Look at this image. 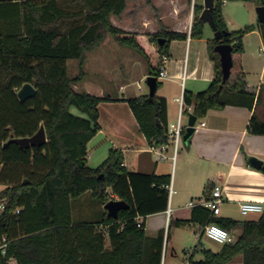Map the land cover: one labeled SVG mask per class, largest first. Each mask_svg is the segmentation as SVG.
Here are the masks:
<instances>
[{"label":"trees","instance_id":"trees-1","mask_svg":"<svg viewBox=\"0 0 264 264\" xmlns=\"http://www.w3.org/2000/svg\"><path fill=\"white\" fill-rule=\"evenodd\" d=\"M127 1L75 0V11H69L57 0H0V12L8 14L12 5H19L22 12V31L0 32V183L5 185L0 190V200H5L0 235L9 241L5 253H0V264L11 259L15 264H161L164 231L150 237L138 218L167 209L170 175L128 170L123 152L115 148L109 149L100 165L89 166L87 144L100 128L98 105L112 100L75 90L82 71L73 77L67 74V60L77 59L81 66L85 52L94 49L106 33L144 54L135 37L121 35L110 21L111 15L123 12ZM223 1L214 0L215 24L218 30L227 31L221 41L230 44L233 53H241L243 35L250 27L229 31L221 13ZM257 4L264 5V0ZM202 9L200 2L194 5L190 37H202ZM258 27L264 45V24L258 22ZM153 37L164 56L169 42L184 40L187 33L165 31ZM159 38L165 39L161 45ZM218 42L214 38L212 45ZM212 48L213 79L202 91L184 90L183 104L191 106L197 118L226 105L253 109L258 96L247 88L244 74L235 73L223 83ZM147 73L157 78L159 87L157 68L149 63ZM26 82L36 93L20 100L17 91ZM126 102L147 142L154 147L167 144L166 99L146 93ZM72 106L85 117L72 114ZM40 126L47 138L43 145H3L13 137L32 136ZM247 131L264 135V121L255 112ZM107 188L128 208L121 209L116 219L103 209L91 220L74 221L72 201L89 192L97 204L104 205L110 200ZM196 211L202 218L194 216ZM192 217L203 226L215 222L228 231L239 224L200 206L194 208ZM237 255L242 256V264H264V210L258 220L242 222V231L233 243L223 244L216 252L202 249V258H190V264H225Z\"/></svg>","mask_w":264,"mask_h":264},{"label":"crops","instance_id":"crops-1","mask_svg":"<svg viewBox=\"0 0 264 264\" xmlns=\"http://www.w3.org/2000/svg\"><path fill=\"white\" fill-rule=\"evenodd\" d=\"M201 4L203 5V0ZM223 5L224 2L222 3V16L227 29L232 31L224 16ZM12 6L13 10L8 14L0 12V32L22 31L21 8L19 5ZM193 17L194 15L190 16L191 24ZM111 19L114 26L127 30L126 26L117 25L113 17ZM186 19L189 20L187 14L185 21ZM239 29L235 27L233 30ZM169 31L187 33V38L171 40L168 44V54L164 56L159 52H154L155 48L149 42L147 34H135L148 55L152 54V57L157 55L156 59H151L152 66H156L158 62L157 70L160 72L162 68L166 73L164 77L158 76L160 86H157L155 94L166 99L167 125L176 121L181 99L182 112L186 110L191 113L192 111L191 106L183 104L184 90L202 91L208 87L215 75L214 59L211 57L214 37H190L189 30L181 27H173ZM250 35H254L258 51L257 53L251 51L246 55ZM217 58L219 60L218 54ZM232 58L233 67L230 76L242 72L247 88L258 96L253 109L236 105H226L222 109H209L204 117L197 118V121L202 122L203 125L194 129L189 142L183 140L180 145L178 142L176 152L169 138L167 144L154 147L139 131L126 100L141 94L135 95L130 90H126L127 83L120 85V94L115 97L94 93L86 86L84 87V91L90 94L99 97L109 96L112 100L102 101L98 105L100 128L87 144V162L92 156V151L97 150L98 147L104 148L102 153L104 156L108 154L110 148H115L123 152L124 166L128 170L154 171L156 174L170 175V185L175 192L171 195L168 193L167 209L138 218L144 223V230L148 236L155 237L161 230L164 231L161 264H190V258L193 260L202 258V249L213 252L220 250L223 244L207 237L203 233L204 226L192 219L195 207L208 209L204 201L211 196L215 185L222 187L223 201L219 211L214 215L239 222L229 231L234 239L242 231V222L258 220L263 212L243 213L240 209L241 203L258 202L264 210V171L248 163L250 157L264 160V135L251 134L247 131L252 112L264 121V111L261 113L257 111L259 104H264V45L259 27L243 35V52L233 53ZM147 75V72L144 73V76ZM138 89L141 90V87ZM102 106L106 109L104 114L101 111ZM188 115L183 112L185 126ZM96 137L93 148H89ZM1 167L2 164H0V169ZM107 192L110 199H118L111 193L110 188H107ZM82 198L83 201L86 199V204L83 203ZM78 199L79 202L75 207L78 213L90 215L94 213V210L97 216L101 215L104 205L95 204L93 206L96 201L89 192ZM201 215L202 213L196 211L194 216L200 219ZM225 264H242V256L237 255Z\"/></svg>","mask_w":264,"mask_h":264},{"label":"rangeland","instance_id":"rangeland-1","mask_svg":"<svg viewBox=\"0 0 264 264\" xmlns=\"http://www.w3.org/2000/svg\"><path fill=\"white\" fill-rule=\"evenodd\" d=\"M57 1L65 10L75 11L76 9L75 0ZM197 2L201 3L202 0H128L123 12L119 16L111 15L110 21L113 24L111 19L113 17L117 25L127 27V30L120 29L122 31L121 35L135 37L137 33L147 34L149 42L155 48L154 52H158V46L153 41V35L169 31L173 27L186 28L188 31L191 25L190 16H193V8ZM223 2V12L225 18L228 20L230 30L235 29V27H239L240 29L250 27V30L247 32L258 29V21L255 13V7L258 5L257 0H224ZM186 14L189 20L186 19L185 21ZM65 27V25L62 26V29ZM213 33L211 26L208 23H204L202 36L212 38L214 37ZM253 37L254 35H250L249 37L250 42L246 50V55L251 51L255 53L258 51L255 37ZM135 39L137 40L136 37ZM137 42L139 43L138 40ZM143 50L144 54L129 46L121 45L114 36L106 33L103 40L94 49L85 52L84 61L81 66L77 59L67 60V74L69 77H73L82 71V80L78 81L74 86L77 91H84V87L86 86L91 92L115 97L117 94H120V85L127 83L126 90H130L131 93L135 95L148 94V86L146 84L147 76H144V73L147 72V67L149 63L151 64V59H156L157 55L152 57V54L148 55L144 48ZM155 61L157 62V60ZM157 66L158 62L153 67L157 68ZM251 78L255 79L253 76ZM138 85H140L141 90L138 89ZM263 105V103L259 104L257 110L259 113L264 111ZM101 111L102 114L105 113L106 109L104 106H102ZM70 112L74 115L85 117L74 106L70 107ZM182 121L185 124V116H183ZM182 137H180L179 145L183 142ZM96 140L97 137L89 145V148H93ZM172 148H175L174 143L172 144ZM177 148L174 152L177 151ZM103 149V147H98L97 150L92 151V156L87 162L89 166L96 167L102 163L107 156V154L105 156L102 154ZM4 187L5 185L0 183V190ZM81 200L83 201V198ZM77 202H79V199L72 201V216L74 221L91 220L97 217L94 210V213L90 215L78 213V210H75ZM83 203L86 204V199H84ZM95 204L97 202L93 206ZM106 244L108 246V241ZM8 264H15V261L11 259L8 261Z\"/></svg>","mask_w":264,"mask_h":264},{"label":"water","instance_id":"water-1","mask_svg":"<svg viewBox=\"0 0 264 264\" xmlns=\"http://www.w3.org/2000/svg\"><path fill=\"white\" fill-rule=\"evenodd\" d=\"M214 6V0H203V9L200 14V19L204 23H208L212 30L215 39H218L219 42L214 45L213 51L219 55V64L222 75V82H226L231 75V69L233 67V52L232 46L228 43H224L221 41L222 36L227 34V31H221L217 29L215 24L212 10ZM255 12L257 15V19L260 23L264 24V5H257L255 7ZM165 42L164 38L158 39V44H163ZM146 84L148 86V95L153 96L157 89V78L153 75H147ZM36 93L35 87L29 83H24L17 91V96L20 100H25L34 96ZM197 117L190 113L187 118V125L185 128V132L183 134V140L187 141L194 132V123ZM47 141L45 130L43 126H40L39 129L32 135L28 137H13L8 139L3 145H7L9 143H16L21 148H30V147H39L43 145ZM248 163L250 166L260 169L264 171V160L250 157L248 159ZM102 177V174L100 175ZM128 208V204L123 200H113L110 199L104 204V209L106 210V215L108 217L117 218L118 212L121 209Z\"/></svg>","mask_w":264,"mask_h":264},{"label":"built area","instance_id":"built-area-1","mask_svg":"<svg viewBox=\"0 0 264 264\" xmlns=\"http://www.w3.org/2000/svg\"><path fill=\"white\" fill-rule=\"evenodd\" d=\"M189 31H190V27H189ZM165 75H166L165 71L161 68L159 72V76L164 77ZM138 88H140V85H138ZM182 116H183V112H182V99H181L177 119L173 124H170L167 127L168 138L174 143L175 148L186 128V126L183 124ZM199 125H203V123L198 122L196 119L194 123V128H196ZM167 188L169 195L175 192V190L172 188L170 184L167 186ZM222 201H223L222 187H220L219 185H215L211 192V196L204 201V205L213 214H215L219 211ZM4 209H5V200H0V213ZM240 209L243 213L250 211H263V206L258 202H243L240 204ZM18 212L19 210L16 209L15 213ZM203 233L207 237L222 244L233 243L235 240L234 236L228 230L221 227L215 222H209L205 224L203 227ZM8 243L9 241L7 237L5 235H0V253L2 254L5 253Z\"/></svg>","mask_w":264,"mask_h":264}]
</instances>
